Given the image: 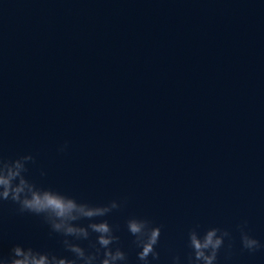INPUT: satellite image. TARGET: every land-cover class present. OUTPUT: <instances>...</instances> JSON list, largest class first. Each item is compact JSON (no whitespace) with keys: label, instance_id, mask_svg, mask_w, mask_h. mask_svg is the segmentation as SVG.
Masks as SVG:
<instances>
[{"label":"water","instance_id":"95a60500","mask_svg":"<svg viewBox=\"0 0 264 264\" xmlns=\"http://www.w3.org/2000/svg\"><path fill=\"white\" fill-rule=\"evenodd\" d=\"M25 153L37 185L122 202L128 264L130 216L160 226L150 264H189L211 227L231 236L216 264H264L237 227L264 243V0H0V157ZM62 240L0 201V256Z\"/></svg>","mask_w":264,"mask_h":264},{"label":"clouds","instance_id":"9594fccd","mask_svg":"<svg viewBox=\"0 0 264 264\" xmlns=\"http://www.w3.org/2000/svg\"><path fill=\"white\" fill-rule=\"evenodd\" d=\"M66 146L67 141L57 150L63 151ZM30 159H34L31 153L13 158L0 157V201L11 200L18 204L20 212L42 215L53 232L62 234L63 247L72 255H58L53 251L15 243L10 256H0V264H128L126 251L114 245L120 237L106 218V214L119 208L122 202L112 199L103 204L89 203L55 188L39 186L25 175L28 170L25 161ZM44 174L42 169L41 175ZM96 217L103 218L93 219ZM82 218H87V224L75 222ZM246 224L244 220L237 225L242 247L249 251L264 248V243L245 230ZM147 225V220L137 216L126 220L127 230L138 249L136 256L140 264H150V254L152 260L159 256L153 246L158 242L160 226L149 228ZM92 233H95V241L89 240ZM225 237L231 239L229 231L217 227L207 229L202 236L192 231L189 239L194 260H190L189 264H216L217 253ZM82 240H89V246L82 245L79 242ZM172 261L179 264V257L173 256Z\"/></svg>","mask_w":264,"mask_h":264}]
</instances>
